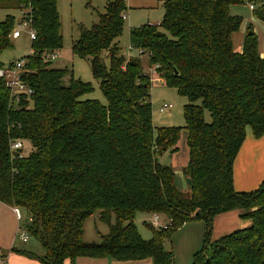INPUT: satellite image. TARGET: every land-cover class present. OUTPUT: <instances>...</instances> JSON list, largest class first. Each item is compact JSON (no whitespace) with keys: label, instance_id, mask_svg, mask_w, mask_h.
<instances>
[{"label":"trees","instance_id":"trees-1","mask_svg":"<svg viewBox=\"0 0 264 264\" xmlns=\"http://www.w3.org/2000/svg\"><path fill=\"white\" fill-rule=\"evenodd\" d=\"M246 1L264 24V0ZM57 2L0 0V10H25L35 32L22 59V80L32 94L15 105L0 78V203L24 212L22 227L44 250L43 256L22 254L40 264L77 258L172 264L165 240L201 220L203 247L192 264H264V181L250 193L233 189L246 129L255 139L264 135V39L261 51L252 31L240 52L232 42L242 19L230 7L245 0H164L160 23L129 30L130 48L186 99L183 128L154 127L151 79L139 57L127 60L115 43L125 0L107 2L98 23L81 28L71 48L89 61L106 105L80 100L93 88L72 75L64 86L68 71L50 68L47 59L63 47ZM14 29L15 17L7 15L0 22V55L12 48ZM182 129L188 148L182 175L191 182L185 193L176 188L172 168L157 162V155L177 152ZM17 141L31 146L27 156L10 150ZM233 210H242L251 225L211 243L213 218ZM97 212L108 233L85 243L84 223ZM137 213L163 217L166 227L149 225L152 239L144 241Z\"/></svg>","mask_w":264,"mask_h":264},{"label":"rangeland","instance_id":"rangeland-1","mask_svg":"<svg viewBox=\"0 0 264 264\" xmlns=\"http://www.w3.org/2000/svg\"><path fill=\"white\" fill-rule=\"evenodd\" d=\"M112 1L113 0H58V13L61 17L63 47L61 51L56 54L57 58L50 61V68L66 69L68 71V74L62 80L64 86L68 85L70 75H72L74 79L91 85L93 92L82 96L80 100H97L104 106L106 105V100L99 89V82L92 76L89 61L87 59H80L73 56L71 48L73 43L79 38L80 29L83 28L88 30L93 25L97 24L99 16L105 12L106 3ZM163 2L164 0H125L126 12L124 26L121 36L117 38L115 43L120 48L121 54L127 57V60L130 58L129 56L137 55L140 59L143 71L147 73L151 79L150 101L152 105L154 127L183 128L185 124L184 105L187 103L186 99L180 97L175 89L166 87L163 81L154 74V67H149L147 56L139 55L136 50L130 48L129 44L130 28H138L146 24L156 25L162 20L164 14ZM249 6L250 3L245 0L243 5L230 7V14L242 19V24L239 30L232 35L233 48L235 51H237L239 46L243 44L244 37L249 33L248 31H252L256 35L258 48L259 50L262 49L264 24L254 17ZM7 15L15 17V28H17L20 20L19 12L15 10H0V22H2ZM11 44L12 48L4 51L0 55V62L4 66L21 61L24 57L30 54L31 41L28 37L27 29H21V35L19 38L16 39L11 37ZM105 63L107 64L106 58ZM163 103L172 105V109L164 113H159L158 109ZM205 120L209 122V115L206 112ZM246 131L250 132V129L247 128ZM186 138L187 132L182 129L177 143V152L171 154L167 151L161 155H157L158 163L172 168L175 174V186L183 193L188 189L185 178L181 171H177L176 173L174 169H184V166L188 161ZM23 144L24 148L21 153L22 155L27 156L32 149L29 143L24 142ZM23 215L25 216V214ZM24 220L22 219V223ZM196 222L202 223L201 220ZM194 223H188L186 228H184L185 226L181 227L176 230L169 239L165 240L164 250L172 252V264H192L193 255L202 249L203 233L201 235V241L198 240L194 244L193 242H190L189 244L188 236H186L188 233L187 230L190 229V227H194L192 226ZM244 223L243 229L248 228L251 225V222L248 220H244ZM134 224L139 236L144 241L152 239V232L149 225H156V228L160 229L166 227V224L161 225L159 220L158 223L154 224L152 216L145 213H137ZM107 233L108 225L99 220L98 212L94 213L84 223L83 242L99 243L101 241V236H104ZM216 240H212V237H210L211 243ZM30 241L31 244L36 243V245L39 246L35 239L30 237ZM41 250L44 252L42 248Z\"/></svg>","mask_w":264,"mask_h":264},{"label":"crops","instance_id":"crops-1","mask_svg":"<svg viewBox=\"0 0 264 264\" xmlns=\"http://www.w3.org/2000/svg\"><path fill=\"white\" fill-rule=\"evenodd\" d=\"M240 47L242 48V45L239 46L236 52L241 51ZM129 57H137V55ZM174 171L176 173L177 171L182 172V169H174ZM263 181L264 135L260 139H255L252 136L251 130L250 132L246 131L245 140L233 164V189L237 193H250L257 190ZM20 213L24 220L25 216L21 209ZM243 214L244 212L242 210H233L216 215L213 218L212 223V240H218L223 236L241 230V228L243 229V224H245L244 220L241 218ZM159 223L165 225L167 221L163 217H160ZM192 223H194V225H192L194 227H190L188 230L186 229L188 232L186 236H188L189 244L190 242H193L194 244L198 240L201 241V235L204 233L203 223L196 221H193ZM187 225L188 223L183 225L185 226L184 228H186ZM19 228L24 229L22 227V221L17 220L13 213V209L0 203V254L5 257L7 264H40L38 260L27 258L22 254V252H29L36 256H43L44 252L41 250L39 243L37 244L40 247L37 246L36 243H30L31 241L28 234V240L24 242L19 237ZM64 264H152V262L151 260L140 262H117L106 258H77L73 262L66 260Z\"/></svg>","mask_w":264,"mask_h":264},{"label":"built area","instance_id":"built-area-1","mask_svg":"<svg viewBox=\"0 0 264 264\" xmlns=\"http://www.w3.org/2000/svg\"><path fill=\"white\" fill-rule=\"evenodd\" d=\"M251 10H253V6H249ZM20 20L17 28L14 29L11 37L19 38L21 35V29H27L28 37L30 41L35 40V32L31 28V19L30 15L26 13L25 10L19 11ZM125 19V15L123 16ZM47 59L52 61L56 59V54H52L47 56ZM24 65V60L17 61L12 63L11 65L5 66L0 69V78L3 79L5 87L8 89L10 98L15 105H18L21 98L29 97L32 94V90L23 82L22 80V67ZM156 66L153 69L154 74ZM172 109V105L163 103L159 109V113H164ZM24 148V144L22 141H17L11 144L10 150L13 153L20 152ZM13 213L15 214L17 220L22 221L21 213L19 208H12ZM153 223H158L159 217H152ZM154 226V225H153ZM156 227V225L154 226ZM19 237L25 242L28 240L27 232L25 229L19 228ZM0 264H7L5 261V257L0 254Z\"/></svg>","mask_w":264,"mask_h":264},{"label":"water","instance_id":"water-1","mask_svg":"<svg viewBox=\"0 0 264 264\" xmlns=\"http://www.w3.org/2000/svg\"><path fill=\"white\" fill-rule=\"evenodd\" d=\"M248 35H249V36H251V35H252V33H251V32H249V33H248ZM14 156H15V154H14ZM185 182H186V185H187V186H190L191 182H190V180H189V179H185Z\"/></svg>","mask_w":264,"mask_h":264}]
</instances>
